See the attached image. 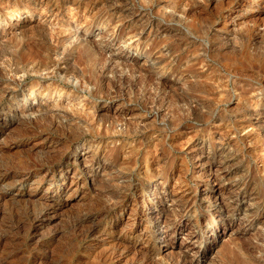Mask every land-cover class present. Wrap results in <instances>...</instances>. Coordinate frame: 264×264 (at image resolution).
Returning <instances> with one entry per match:
<instances>
[{"label":"rangeland","instance_id":"1","mask_svg":"<svg viewBox=\"0 0 264 264\" xmlns=\"http://www.w3.org/2000/svg\"><path fill=\"white\" fill-rule=\"evenodd\" d=\"M0 1V91L4 93L0 96L9 99L19 94L15 105L4 100L0 103V148H4L1 140L5 136L6 142L17 143L22 138L16 134L23 128L39 130L33 129V121L44 109L62 112L51 107L60 103L64 110L89 103L99 115L91 119L93 128L78 118H62L60 122L80 126L86 137L89 131H101L105 140L96 151L95 142L81 138L76 143L79 147L68 153L70 178L61 183L66 194L61 195L60 189L48 194L47 181L34 193L30 182L0 191V209L6 211L1 200L5 196H60L59 206L68 211L63 209L49 228L46 226L56 232L66 230L79 209L99 206L102 210V202L112 204L118 196L125 198L99 221L96 234L72 241L74 256L64 255L62 249L69 238L59 235L48 248L26 253L28 264H91L102 255L105 264H144L138 257L147 248L153 259L145 264H235L232 257L236 253L264 264V248L263 254L254 250L259 242L264 243V152L260 151L264 148V2L253 0L246 8L245 0ZM76 3L81 7L74 11ZM5 5L27 12L20 15L13 32L4 29ZM69 12L77 15L76 20L88 16L91 27L77 25L80 38L100 59L102 68L95 74L111 78L113 87L106 88L107 82L102 81L103 87L96 91L81 78V82L66 78L61 71L73 63L77 49L64 57L61 45L55 47L48 41L45 28H22L23 23L48 20L73 23ZM35 53L49 55L55 62L53 80H45V73L28 70L25 61ZM78 68L84 70L83 66ZM54 79L62 92L55 90L52 97L37 94L42 85L49 90ZM75 86L79 90L74 91ZM192 114L196 117L191 118ZM35 143L31 139L27 147ZM76 185L80 186L77 192L69 196ZM186 195L195 199L191 215L183 213L176 201ZM80 196L88 199L81 204L77 200ZM194 222L201 224L200 230L192 226ZM19 244L16 247L23 245ZM16 247L3 242L0 254ZM258 252L263 258H258ZM22 261L10 258L6 264Z\"/></svg>","mask_w":264,"mask_h":264},{"label":"bare ground","instance_id":"2","mask_svg":"<svg viewBox=\"0 0 264 264\" xmlns=\"http://www.w3.org/2000/svg\"><path fill=\"white\" fill-rule=\"evenodd\" d=\"M6 1V0H5ZM232 1V0H230ZM247 2V7H249V5H251V3L253 2V0H245ZM1 2V1H0ZM259 2H264V0H258ZM39 3V2H38ZM40 4V3H39ZM1 5V4H0ZM17 5V4H16ZM37 5V4H36ZM71 5H74L73 3H71ZM261 5V4H260ZM11 6V5H10ZM258 6V4H257ZM15 7V8H14ZM14 7L10 8L9 5H5L3 8L6 10L5 12L8 11V14L6 16V22L3 24L4 25V29H7L9 31L15 30L17 24L16 21L19 19L21 14H25L27 12H19V10L16 8V6L14 5ZM35 7V6H34ZM39 7V6H38ZM81 7V3H76L75 7L72 8V10L74 9V11L78 10ZM244 7V6H243ZM30 8V7H29ZM226 8V7H225ZM23 9V8H22ZM224 8L222 7V10ZM30 10V9H29ZM36 10V9H35ZM44 10V9H42ZM42 10H40V13L42 14ZM71 10V9H69ZM28 11V10H27ZM256 11V10H255ZM39 12V11H38ZM45 12V11H44ZM30 13V12H29ZM40 16V15H38ZM43 16V15H42ZM70 16V20H73L72 22H68L67 25H63L61 22H53L48 20L47 22H43L42 24L44 26H42V24L40 23H36V24H28V23H23V27L22 28H27V31L30 28H34L35 27L39 28V31L42 29L41 28H45L44 30L47 33V39H49L48 41H50L51 43H53V45L56 47L58 45H61V49H62V53L65 56L69 55L70 52H72L73 50L77 51V55L75 60L71 61V63L67 62L68 64L65 65L66 68L65 69H61L63 72V76H65L66 78H70L74 81H77L81 79H83V83H88L92 86H94L96 91L101 90V88L103 87L102 85V81H106L107 83V87H113L115 81L111 80V78H102V76L99 73V76H97L95 74V72L98 70V67H101L100 65V59L99 57H97L96 52L92 49H89V45H84L83 41L81 40L83 38L82 35L79 34V29L77 28V25L80 24L83 27H91V22H89V18L88 16L85 17H80V19L76 20V14H71L69 12ZM30 17V16H29ZM68 18V17H67ZM82 18V19H81ZM239 19H242L240 17H238ZM48 19V18H47ZM82 20V22L80 23L79 21ZM14 21V22H13ZM241 21V20H240ZM239 21V22H240ZM246 22V20H244ZM244 21L242 23H244ZM32 22V21H31ZM237 22V21H236ZM71 23L73 24V26L71 25ZM234 23V21H233ZM242 23H238L241 26ZM65 24V23H64ZM247 24V23H246ZM22 25V24H21ZM3 27V26H2ZM246 27V26H244ZM29 28V29H28ZM37 28V29H38ZM3 29V30H4ZM18 29V28H17ZM12 30V32H13ZM8 31V32H9ZM23 31V30H22ZM30 31V30H29ZM37 31V30H36ZM113 31V30H112ZM10 32V33H12ZM45 32V34H46ZM26 33V31H25ZM115 32L113 31L111 35H113ZM15 35V34H13ZM44 35V34H43ZM132 36V34H130ZM128 35V36H130ZM80 36H82V38H80ZM126 36V35H124ZM127 38V36H126ZM133 38V37H132ZM44 39V38H42ZM120 39V38H119ZM123 40V39H122ZM45 42V40H44ZM127 42V41H126ZM129 42V39H128ZM127 42V43H128ZM133 42V41H132ZM92 43V42H91ZM124 43V42H123ZM135 43V42H134ZM133 43V45H134ZM48 44V43H47ZM78 45H81V47H78ZM129 45V44H128ZM136 45V44H135ZM47 46V45H46ZM49 46V45H48ZM47 46V48H48ZM45 47V46H44ZM53 47V46H52ZM95 47V45H94ZM136 48V47H135ZM56 49V48H55ZM60 49V47H59ZM96 49V48H95ZM51 50V48H50ZM54 50V49H53ZM136 50V49H135ZM49 51V50H48ZM61 51V50H60ZM101 52V51H100ZM3 54V53H2ZM8 54V53H7ZM45 54V52L43 53ZM40 53H35L32 56H30L27 60L23 59L24 62L26 63V66L29 67L28 70L35 73H45L44 75L42 74V77L46 80V78H48L47 80H53V77H56V64L55 62L49 57V55H43ZM51 54V53H50ZM54 54V53H53ZM52 54V55H53ZM54 56V55H53ZM71 57V56H70ZM43 58V59H42ZM45 58V59H44ZM53 58V57H52ZM21 59V58H20ZM20 61V60H19ZM13 62V61H12ZM7 63V62H6ZM9 63V62H8ZM15 63V62H14ZM20 63V62H19ZM65 63V62H64ZM22 64V63H21ZM20 64V65H21ZM16 65L17 64H13ZM25 65V64H24ZM103 65V64H102ZM129 65V64H127ZM15 66V67H16ZM23 66V65H22ZM78 66H83L84 70H81L82 72H80L78 69ZM11 67V66H10ZM26 68V67H25ZM24 68V69H25ZM86 68V70H85ZM102 68V67H101ZM27 69V68H26ZM81 69V68H80ZM133 69V68H132ZM14 70V69H13ZM12 70V71H13ZM18 70V69H17ZM22 70V69H21ZM28 70L26 71V73L28 72ZM19 71V70H18ZM60 72V73H61ZM99 72V71H98ZM14 73V72H13ZM20 74V72H18ZM23 73V72H22ZM29 73V72H28ZM83 73H86L88 75H83ZM104 73V71H103ZM16 74V73H15ZM36 74V75H37ZM2 75V74H1ZM0 75V76H1ZM41 75V74H40ZM28 76V75H26ZM39 76V75H38ZM82 76V77H81ZM23 77V76H22ZM64 77V78H65ZM109 77V76H108ZM3 79V77H1ZM20 79V78H19ZM32 79V78H31ZM34 79V78H33ZM115 79V78H114ZM67 81V80H65ZM78 81V82H79ZM61 82V81H60ZM79 82V84H80ZM63 83V82H62ZM73 83V82H72ZM65 85V84H64ZM74 85V84H72ZM116 85V84H115ZM47 86V85H46ZM49 90H47V87L45 88L43 85L42 90H40L39 92H37L38 95H49L50 97H52L54 91L56 90L59 92H62L63 88H60L59 83L57 82V80L54 79V81L49 85ZM79 86V85H78ZM85 86V85H84ZM7 87V86H6ZM59 87V90H57V88ZM68 87V86H67ZM83 86H80V88ZM86 87V86H85ZM116 87V86H115ZM118 87V86H117ZM65 88V87H64ZM20 89V88H19ZM73 89V88H72ZM105 89V88H104ZM117 90V88H114ZM2 90V88H1ZM7 89L5 88L3 91H6ZM69 90V89H68ZM79 90V88H77L76 86L74 87V91ZM86 90V88H85ZM35 91V89L33 88L32 91L29 92V96L32 94V92ZM73 91V92H74ZM94 91V90H93ZM118 91L119 88H118ZM7 92V91H6ZM12 92V91H11ZM14 92V91H13ZM12 92V93H13ZM28 92V91H27ZM79 92V91H78ZM77 92V93H78ZM3 93V92H2ZM80 93V92H79ZM96 93V92H95ZM104 93V92H102ZM121 93V91H120ZM1 94V91H0ZM4 94V93H3ZM1 94V95H3ZM100 94V93H99ZM105 94V93H104ZM8 96V95H7ZM19 94L16 93L15 95H13L11 98L9 99H3L2 96H0V103L1 101H6L7 103H14V101L17 100ZM54 96V95H53ZM103 96V95H102ZM101 96V97H102ZM106 96V95H105ZM41 97V96H40ZM48 97V96H47ZM108 97V94H107ZM82 98V97H81ZM91 98V97H90ZM96 98V97H95ZM99 98V97H98ZM105 98V97H104ZM50 99V98H49ZM102 99V98H101ZM179 98H177L178 100ZM181 99V98H180ZM179 99V101H180ZM98 100V99H97ZM95 100V101H97ZM103 100V99H102ZM176 100V102H177ZM26 101V100H25ZM178 101V103H179ZM185 101V100H183ZM101 102V101H100ZM12 103V104H13ZM25 103V102H24ZM47 103V102H46ZM93 103V102H92ZM92 103H90L92 105ZM186 103V102H185ZM189 103V102H188ZM18 104V103H17ZM61 104V103H60ZM58 106V104L54 105H50L51 107H55L57 109H59L60 113H57L55 111L52 110H46V109H42L41 111L43 112L39 117H37L34 121V128L33 129H37L40 128L39 130H25L23 128L22 131H19L16 135L20 136L22 139L20 141H16L17 143H8L5 141V139L7 140L8 137L5 136L1 141V144L4 146V150L6 151H10L12 149H16L14 151H16L15 153L13 152L12 154H9L8 152L7 155L4 153H0V191H5V189L9 188V187H24L26 183H30L29 185H31L30 187H32L31 189L35 192H37L41 187L40 184L44 181L48 182V185L45 187V191H48L50 194L53 191L56 190H61V195L66 194V187L63 186L61 187V183L68 177V179L70 178V176H68L67 174V167H70L69 165L72 164V161L67 158L68 153L73 150L78 144L79 139L81 138H89L90 140L88 141L89 143H93L95 142V150L98 149L104 142L105 140L102 139L101 135L99 133H101V131L98 133L96 131H89L87 134L88 136L86 137L84 135V132L79 131L81 128L80 126H72V122L67 123L70 125H63L60 120L62 118H64V120L66 119H70V118H78L80 119L82 122H86V123H90V127H92V121L91 119H95L98 118L97 115H95V113H93L92 108L89 106V103H84L83 105L79 106L78 108L74 105L73 108L70 107V110H64V108H62L61 106ZM15 105V103H14ZM62 105V104H61ZM64 105V104H63ZM62 105V106H63ZM95 105V104H94ZM70 106V105H69ZM100 106V105H99ZM178 106V105H177ZM180 106V105H179ZM191 106V105H190ZM2 107V106H1ZM47 107V106H46ZM50 107V108H51ZM76 107V108H75ZM183 107V106H182ZM194 107V106H193ZM4 108V107H3ZM178 108V107H177ZM180 108V107H179ZM195 108V107H194ZM97 109V108H96ZM181 109V108H180ZM5 110V109H4ZM46 110V111H45ZM54 110V109H53ZM190 110H192V107L190 108ZM2 111V110H1ZM180 111V110H178ZM186 111V109H185ZM198 111V110H197ZM5 112V111H4ZM194 112V111H193ZM199 112V111H198ZM99 113V112H98ZM186 112H183V114ZM190 113V111H189ZM188 113V114H189ZM14 115V113H12ZM101 114V113H100ZM181 114V113H180ZM179 114V115H180ZM182 114V115H183ZM195 114V113H194ZM197 114V113H196ZM195 114V115H196ZM61 115V116H60ZM102 115V114H101ZM100 115V116H101ZM104 115V114H103ZM177 115V116H179ZM186 116V114H185ZM190 116V115H189ZM198 116V115H196ZM196 116H191V118L196 117ZM24 117V116H23ZM102 117V116H101ZM106 117V115H105ZM199 117V116H198ZM16 118V117H15ZM182 118V117H180ZM184 118V115H183ZM182 118V119H183ZM188 118V117H187ZM190 118V119H191ZM101 119V118H100ZM104 119V118H103ZM107 120L109 119L106 118ZM180 119V120H182ZM19 120V119H18ZM58 120V121H57ZM65 120V121H66ZM99 120V119H98ZM110 120V119H109ZM179 120V119H177ZM216 120V119H215ZM24 122V120H22ZM78 121V120H77ZM88 121V122H87ZM90 121V122H89ZM64 122V121H63ZM179 122V121H178ZM217 122V121H216ZM31 123V121H30ZM109 123V122H108ZM193 123V122H192ZM29 124V123H28ZM77 124V123H76ZM215 124V123H214ZM2 125V124H1ZM78 125V124H77ZM86 125V124H85ZM24 126V125H23ZM32 126V125H31ZM216 127V126H215ZM20 128V127H19ZM26 128V127H25ZM88 128V126H87ZM194 128V127H193ZM21 130V129H20ZM88 130V129H86ZM84 130V131H86ZM96 130V129H95ZM196 131V130H195ZM132 133V132H129ZM102 134V133H101ZM261 135V132L258 133V135ZM10 137V136H9ZM13 137V136H12ZM19 137V138H20ZM12 139V138H10ZM31 139L36 140V143L34 144V146H29L27 147V142L30 141ZM86 139V140H87ZM15 140V139H14ZM86 142V144L88 143ZM30 143V142H29ZM89 146V145H88ZM79 147V145H78ZM92 147V146H91ZM93 148V147H92ZM1 149V148H0ZM3 149H1L3 151ZM1 151V152H2ZM97 151V150H96ZM260 151H262V153L264 152V148H261ZM93 153V152H92ZM5 154V155H4ZM4 156V157H3ZM2 157V158H1ZM74 163V162H73ZM134 163V162H133ZM132 164V163H131ZM76 170V169H75ZM73 171V170H72ZM264 173V172H263ZM77 174V173H76ZM75 175V172L73 171L72 176ZM32 176H35L36 178L31 179ZM76 176V175H75ZM167 177V176H166ZM72 179V178H71ZM218 179V178H216ZM215 179V180H216ZM81 180V179H80ZM83 180V179H82ZM70 181V180H69ZM79 181V180H78ZM56 182V184H54ZM74 182V180H73ZM83 183V182H82ZM103 185V184H102ZM73 186V185H72ZM86 186V185H85ZM139 186V185H138ZM137 186V187H138ZM141 186V185H140ZM29 187V188H30ZM79 185H76L75 188L73 189V191L70 193L69 196L74 195L77 192V189L79 188ZM87 187V186H86ZM109 187V186H108ZM82 191V190H81ZM92 191V190H91ZM227 192V191H226ZM33 193V194H34ZM118 193V192H117ZM116 193V194H117ZM122 193V192H121ZM143 193V192H142ZM1 194V193H0ZM112 194V193H111ZM225 194V193H223ZM47 195V194H46ZM51 195V194H50ZM124 195V194H123ZM222 195V194H221ZM229 195V194H228ZM36 196V195H35ZM33 197L32 199H21L22 195H20L18 198H8L7 196L2 197V201L3 203H5V207L6 211H3L0 209V245L1 243L3 244V242H7V245L10 244L11 246H15L16 244L19 242L21 244H23L22 246H18L16 247V251L15 250H7L9 252L6 251L5 254H0V264H6L7 261H9L10 258H22V262L23 264H28L27 258L25 256L26 253L30 252L31 250H36V251H42V249H46L45 247H49L50 244L54 241L57 242V236H61V235H66V237H68V245L63 248V252L64 255L67 256H71V255H75L74 250L75 248L73 247V242L72 241H76L78 239V237L81 236H85V235H93L96 234V232L98 231V223L99 221H101L104 216L106 215H110L112 211H115L117 206L121 203L124 202L125 198L122 197L120 198V196H118L119 198H117L116 200H114V202L111 203H104L102 202V205L100 206L101 208H103L101 211L99 210V206L96 208H90L86 207V208H82L79 209L78 212H76V214L74 213V216L72 218H70V222L69 227H66V230H50L49 228V223L51 221H53V219L55 217H57V215L59 213H61V211H64L63 206H59V202L62 200L61 197H57V198H52L49 199V196H45L43 199L41 198H36ZM115 196V195H114ZM225 196V195H224ZM200 197V196H199ZM27 198V197H25ZM66 198V197H65ZM106 198V197H105ZM116 198V197H113ZM210 198V197H209ZM207 198V200L209 199ZM84 199H88V196L86 197H78V202L80 201V203L82 204L83 202H81V200L83 201ZM90 199V197H89ZM92 199V198H91ZM222 199V198H221ZM104 200V199H103ZM110 200V198H109ZM145 200V199H144ZM143 200V201H144ZM87 201V200H86ZM90 201V200H88ZM106 201V199H105ZM113 201V199H112ZM176 201L178 202V207L180 208V210L185 213V214H189L191 215V204L195 201V199H192L190 195H186L184 197L180 196V198H176ZM224 201V200H223ZM198 202V201H196ZM225 202V201H224ZM91 203V202H90ZM143 203V202H142ZM79 204V203H78ZM84 204H87L84 202ZM89 204V203H88ZM1 205V204H0ZM4 205V204H3ZM22 205V206H21ZM64 205V204H63ZM74 205V204H72ZM91 205V204H90ZM99 205V204H96ZM193 205V204H192ZM225 205V204H224ZM223 205V206H224ZM227 206V205H226ZM230 206V205H229ZM194 207V206H193ZM233 207V206H232ZM68 209V208H67ZM66 209V210H67ZM65 210V212H66ZM230 210V209H229ZM60 211V212H59ZM68 211V210H67ZM64 212V213H65ZM168 213V212H166ZM230 213V211H229ZM63 214V213H62ZM68 215V214H67ZM195 216V214H192ZM264 215V214H262ZM72 216V215H71ZM264 217V216H262ZM96 219V221H94L93 219ZM151 219V218H150ZM263 219V218H262ZM59 223V222H58ZM101 223V222H100ZM57 224V223H56ZM48 225V228L46 227ZM201 224L199 222H194L192 224V226L194 228H201L200 226ZM2 226V227H1ZM57 226V225H54ZM2 228V229H1ZM53 231V232H52ZM202 231V229H201ZM152 234V233H151ZM80 235V236H79ZM149 236V233H148ZM152 236V235H151ZM59 240V239H58ZM136 240V239H135ZM78 241V240H77ZM262 241V239H261ZM258 242V241H257ZM122 243V242H121ZM260 243V244H259ZM257 245L254 246V250L260 251L261 249L264 248V243L262 244V242H259ZM5 244V243H4ZM122 245V244H121ZM254 245V244H253ZM45 246V247H44ZM123 246V245H122ZM126 248V245H124ZM128 246V245H127ZM129 247V246H128ZM240 247V246H239ZM238 247V248H239ZM153 248V247H151ZM237 248V247H236ZM243 249V248H242ZM247 248H245L244 250H246ZM249 249H251L249 247ZM133 250V249H132ZM155 250V249H154ZM140 251V250H137ZM229 251V250H228ZM240 251V250H238ZM243 251V250H242ZM249 251V250H248ZM257 251H255L257 253ZM227 252V251H226ZM233 252L236 253V251L234 250ZM258 252V254L260 253ZM263 252V251H262ZM261 252V253H262ZM139 253V252H138ZM158 253V252H157ZM242 253V252H240ZM244 253V252H243ZM247 253V251H245V254ZM253 253V251L251 252V254ZM228 254L231 255V250L230 253L228 252ZM237 254V255H236ZM233 254L232 259L234 260L235 264H256L257 262H255L253 259H255L253 257L250 258L247 255H240L238 253ZM250 254V256H252ZM257 254V255H258ZM263 254V253H262ZM261 254V255H262ZM140 259H138L139 261H143L142 263L145 264V262L147 263L148 261H151L153 259L152 256V251L151 249L147 248L146 250H141L139 253ZM156 255V253H154V256ZM255 256V255H253ZM263 258L262 256H260V254L258 255V258ZM104 256L102 255L100 257V259L95 260L94 262H91V264H105V260L103 259ZM106 258V257H105ZM160 258V257H157ZM257 258V257H256ZM155 259V258H154ZM137 260V261H138ZM161 260V259H160ZM264 261V259H262ZM262 261V262H263ZM259 262V261H258ZM166 263V262H165ZM261 263V262H260ZM30 264V263H29ZM152 264V262H151ZM166 264H170V263H166Z\"/></svg>","mask_w":264,"mask_h":264}]
</instances>
